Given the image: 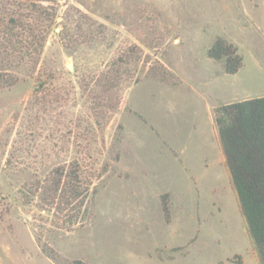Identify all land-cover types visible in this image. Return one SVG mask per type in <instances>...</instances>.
Instances as JSON below:
<instances>
[{
	"label": "rangeland",
	"instance_id": "374dc122",
	"mask_svg": "<svg viewBox=\"0 0 264 264\" xmlns=\"http://www.w3.org/2000/svg\"><path fill=\"white\" fill-rule=\"evenodd\" d=\"M52 4L57 23L66 19L82 27L73 32L81 47L70 50L83 69L118 57L137 60L130 69L138 82L123 92L103 132L85 217L71 231L54 233L34 201L23 205L19 177L6 166L22 138L33 82L0 91V264H55L38 247V237L59 264H261L227 168L215 110L264 96V0ZM217 38L241 58L236 73L208 57ZM44 55L74 72L75 59L63 53L54 34ZM42 133L34 153L75 155L79 142L73 134L64 151L61 141L51 150ZM197 139L199 152L191 154L190 146L179 155L183 144Z\"/></svg>",
	"mask_w": 264,
	"mask_h": 264
},
{
	"label": "trees",
	"instance_id": "16d2710c",
	"mask_svg": "<svg viewBox=\"0 0 264 264\" xmlns=\"http://www.w3.org/2000/svg\"><path fill=\"white\" fill-rule=\"evenodd\" d=\"M54 1L0 0V91L27 79L33 82L23 132L19 133L22 138L15 141L6 166H13L19 177L23 205L35 202L47 216L50 233L55 228L71 231L85 217L95 193L103 132L117 113L123 92L138 82L130 69L137 60L118 57L83 69L70 50L81 47L79 40H73V32L82 27L66 19L57 23ZM86 24L92 35L93 25ZM52 34L63 53L75 59L73 73L66 71L61 60L46 59L44 49ZM235 52L232 44L217 38L207 55L223 60L225 72L234 74L241 66ZM135 53L132 47L131 54ZM215 124L249 235L264 264V96L217 107ZM61 128H66V136ZM42 132H47L45 140L51 150L61 141L64 151L72 144L73 134L79 142L73 145L75 155L66 154L62 159L54 152L34 153L33 143L43 137ZM37 244L45 256L60 263L41 237Z\"/></svg>",
	"mask_w": 264,
	"mask_h": 264
},
{
	"label": "crops",
	"instance_id": "0c3cea01",
	"mask_svg": "<svg viewBox=\"0 0 264 264\" xmlns=\"http://www.w3.org/2000/svg\"><path fill=\"white\" fill-rule=\"evenodd\" d=\"M192 142H194L195 144L194 145H192L191 143ZM192 142H190L189 144H183V146L181 147V151H180V154L179 155H182V154H184L185 153V151H188L189 150V148H190V146L192 147L191 148V154H194V153H197V152H199V150H201L202 149V142L201 141H199L198 139L197 140H195V141H192ZM171 143V142H170ZM205 145H206V142H203ZM171 145L172 146H175L176 147V145H174V144H172L171 143ZM187 154H189V153H187Z\"/></svg>",
	"mask_w": 264,
	"mask_h": 264
},
{
	"label": "water",
	"instance_id": "95a60500",
	"mask_svg": "<svg viewBox=\"0 0 264 264\" xmlns=\"http://www.w3.org/2000/svg\"><path fill=\"white\" fill-rule=\"evenodd\" d=\"M68 68L72 69V66L71 65H68Z\"/></svg>",
	"mask_w": 264,
	"mask_h": 264
}]
</instances>
